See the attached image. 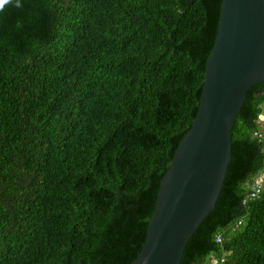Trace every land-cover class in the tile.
I'll list each match as a JSON object with an SVG mask.
<instances>
[{
  "label": "trees",
  "instance_id": "trees-1",
  "mask_svg": "<svg viewBox=\"0 0 264 264\" xmlns=\"http://www.w3.org/2000/svg\"><path fill=\"white\" fill-rule=\"evenodd\" d=\"M222 0H0V264H133L192 128ZM264 84L181 264H264ZM221 239V243L217 240Z\"/></svg>",
  "mask_w": 264,
  "mask_h": 264
},
{
  "label": "water",
  "instance_id": "water-1",
  "mask_svg": "<svg viewBox=\"0 0 264 264\" xmlns=\"http://www.w3.org/2000/svg\"><path fill=\"white\" fill-rule=\"evenodd\" d=\"M264 84V0H222L197 116L165 175L147 239L133 264H181L215 210L249 90Z\"/></svg>",
  "mask_w": 264,
  "mask_h": 264
},
{
  "label": "built area",
  "instance_id": "built-area-1",
  "mask_svg": "<svg viewBox=\"0 0 264 264\" xmlns=\"http://www.w3.org/2000/svg\"><path fill=\"white\" fill-rule=\"evenodd\" d=\"M253 138L258 141H264V135L262 134L260 127L254 131ZM249 189L250 194L248 195L246 203L260 199L261 194L264 192V178L262 176L256 178L254 182L250 184ZM217 242L221 243V239L219 238ZM211 263L217 264V261L213 260Z\"/></svg>",
  "mask_w": 264,
  "mask_h": 264
},
{
  "label": "rangeland",
  "instance_id": "rangeland-1",
  "mask_svg": "<svg viewBox=\"0 0 264 264\" xmlns=\"http://www.w3.org/2000/svg\"><path fill=\"white\" fill-rule=\"evenodd\" d=\"M264 120V119H263Z\"/></svg>",
  "mask_w": 264,
  "mask_h": 264
}]
</instances>
